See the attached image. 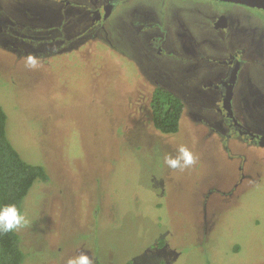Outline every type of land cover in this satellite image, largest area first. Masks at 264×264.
Segmentation results:
<instances>
[{
  "label": "rangeland",
  "instance_id": "rangeland-1",
  "mask_svg": "<svg viewBox=\"0 0 264 264\" xmlns=\"http://www.w3.org/2000/svg\"><path fill=\"white\" fill-rule=\"evenodd\" d=\"M48 1L0 5L7 136L49 176L22 202L29 222L16 230L26 254L21 264H67L81 253L93 264H264V144L235 137L225 145L220 132L228 129L211 109L220 104L217 83L231 44L212 19L228 14L264 53V9L217 0H122L83 30L82 18L58 13V2ZM11 7L13 22L3 16ZM23 23L38 35L33 46L31 36L17 37ZM28 54L40 58L39 68L25 66ZM157 85L186 104L177 132L153 126ZM236 97L244 122L264 134V65L247 76L242 70ZM201 107L211 122H200ZM181 145L195 163L171 169L165 157H175Z\"/></svg>",
  "mask_w": 264,
  "mask_h": 264
},
{
  "label": "flooded vegetation",
  "instance_id": "flooded-vegetation-1",
  "mask_svg": "<svg viewBox=\"0 0 264 264\" xmlns=\"http://www.w3.org/2000/svg\"><path fill=\"white\" fill-rule=\"evenodd\" d=\"M55 1H57L58 4L55 5L53 9L56 10L58 13H62V11L64 10V12L67 13L69 12L68 15H70L73 20L82 18L81 25H83L82 27L83 30L87 29L88 25H92L96 21L98 22V20H96L97 15L98 17L102 16L101 19H103L104 18L103 14L107 15V13H113L120 6V3L122 2V0H103L101 4L95 6L92 3L93 2L92 0H49L45 4L48 3L50 4V2L54 3ZM217 1L228 2V0H217ZM229 2H235V1H229ZM4 3L5 0L3 1L0 0L1 8L4 7ZM20 4L22 3H19L18 5ZM76 5L83 7V9L82 10L79 9L78 6L76 7ZM5 6L9 7V5H5ZM251 6L254 8H258L253 5ZM12 9L13 8L11 7V9L6 10L5 15H3L8 20L11 19L12 15L10 14V12L12 11ZM21 9L23 11L26 10V8L24 7H21ZM258 9H264V8H258ZM22 15L23 12H20L16 16L21 17ZM14 16L15 14L13 12V17ZM10 21L13 22L14 20L11 19ZM73 25L74 24H71V26ZM76 25L73 27H76ZM212 25L216 29V32L219 31L220 33L225 32L226 35L224 37L227 38L229 37L231 40V44H228V42H226L224 48L225 52H227V55L225 54L226 57L223 59V63L226 65V71L222 74L220 82L217 83V86L220 89V97H219L220 99L218 100L220 104L219 107H217L216 109L211 108L220 114L222 128L228 129V131L220 132L222 140L224 141L225 145H227L228 142L237 143V139H235V137H237L240 140H244V142H248L251 144H258V145L264 144V134L258 133V131L251 128L244 122V115L246 113L244 109V105L236 103V100L241 101V97L234 98L236 85L238 83V80L240 79V74L242 70L243 69L246 70V76H247L250 70L253 69L255 66H257V64L260 66L261 64L264 65L263 63L264 53L259 51L258 48L260 40L253 39L250 32H248L246 29L244 30L240 28L239 23L237 22L234 23L232 20L230 21L228 14L224 12L217 13V15L214 16V18L212 19ZM30 27H27V29H29ZM78 28H80V26H78L77 29ZM25 29H26V24L24 26L23 23L21 30L18 31L19 34L17 37L23 38L22 39L23 41L25 40V38H27V36H31L32 39L28 37L29 38L28 43L31 46H33L31 41L34 40L36 41L38 35L34 29H29L32 31H24ZM157 86H162V85H157ZM228 90H231L230 101H227V96L229 95ZM224 106L226 107L224 108ZM185 109H186V104L184 102V111ZM205 109L208 108L201 107V109L199 110L201 112V115L203 116L202 121L198 118V115H196V119L200 120V122L203 123H209L211 122V120L205 119V116L207 115L205 113ZM184 111L182 115H184ZM195 113L196 112H194V114Z\"/></svg>",
  "mask_w": 264,
  "mask_h": 264
},
{
  "label": "trees",
  "instance_id": "trees-1",
  "mask_svg": "<svg viewBox=\"0 0 264 264\" xmlns=\"http://www.w3.org/2000/svg\"><path fill=\"white\" fill-rule=\"evenodd\" d=\"M153 126L162 133L180 129L184 102L163 86L153 89L151 100ZM7 113L0 103V205L16 204L21 211L22 202L37 180L47 181L49 176L42 164L26 161L7 136ZM17 231L0 233V264H21L25 252L21 248ZM125 264H136L133 260ZM156 264H168L165 261Z\"/></svg>",
  "mask_w": 264,
  "mask_h": 264
},
{
  "label": "clouds",
  "instance_id": "clouds-1",
  "mask_svg": "<svg viewBox=\"0 0 264 264\" xmlns=\"http://www.w3.org/2000/svg\"><path fill=\"white\" fill-rule=\"evenodd\" d=\"M25 66L30 69H37L41 66V60L34 54L24 57ZM175 157L166 156L165 164L171 169L187 168L195 163L193 152L181 145ZM26 216L16 204L0 205V233H10L25 227L28 224ZM67 264H93L87 254L81 253L78 256L69 258Z\"/></svg>",
  "mask_w": 264,
  "mask_h": 264
},
{
  "label": "water",
  "instance_id": "water-1",
  "mask_svg": "<svg viewBox=\"0 0 264 264\" xmlns=\"http://www.w3.org/2000/svg\"><path fill=\"white\" fill-rule=\"evenodd\" d=\"M228 1L247 3V4H251L253 6H256L258 8H264V0H228ZM228 92H229V95L227 96V101H230L231 90H228Z\"/></svg>",
  "mask_w": 264,
  "mask_h": 264
}]
</instances>
